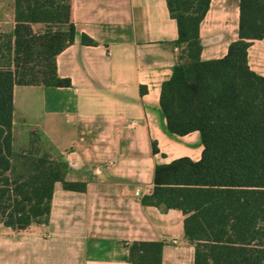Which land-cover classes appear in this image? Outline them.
Segmentation results:
<instances>
[{
  "label": "crops",
  "instance_id": "crops-1",
  "mask_svg": "<svg viewBox=\"0 0 264 264\" xmlns=\"http://www.w3.org/2000/svg\"><path fill=\"white\" fill-rule=\"evenodd\" d=\"M70 3L75 39L57 55V69L71 85L14 86V146L18 139L17 149L28 147L35 132L42 152L66 163L64 179L86 189L57 180L48 224H0V264H132L135 240L164 241L161 264H194L184 212L142 203L157 164L199 160L203 151L200 132H171L160 105L162 82L180 58L177 21L167 0ZM239 21L240 0L210 1L200 24L203 59L227 54ZM16 23V0H0V32ZM31 24L42 27L33 17ZM84 33L97 44L83 43ZM248 63L264 75V38L251 40Z\"/></svg>",
  "mask_w": 264,
  "mask_h": 264
},
{
  "label": "trees",
  "instance_id": "trees-1",
  "mask_svg": "<svg viewBox=\"0 0 264 264\" xmlns=\"http://www.w3.org/2000/svg\"><path fill=\"white\" fill-rule=\"evenodd\" d=\"M210 1L167 0L181 53L160 96L168 129L199 131L202 156L157 164L142 203L184 212L194 264H264V75L248 63L251 40L264 38V0H240L239 38L223 57L203 59L200 24ZM16 19L13 32H0V224L21 231L48 224L57 180L81 191L86 183L64 179L66 163L42 152L35 132L28 147L14 146V86L71 85L57 69V55L75 39L70 0H33L29 9L16 0ZM82 42L97 44L85 33ZM163 245L130 242V262L161 264Z\"/></svg>",
  "mask_w": 264,
  "mask_h": 264
},
{
  "label": "rangeland",
  "instance_id": "rangeland-1",
  "mask_svg": "<svg viewBox=\"0 0 264 264\" xmlns=\"http://www.w3.org/2000/svg\"><path fill=\"white\" fill-rule=\"evenodd\" d=\"M59 1H63V0H59ZM32 2L33 0H25V3L27 5V7H31L32 6ZM35 135V134H34ZM32 133L30 134V138L32 137ZM67 143L70 142V140L66 141ZM22 145V143L17 139V141L15 142V148H19ZM29 146V145H28Z\"/></svg>",
  "mask_w": 264,
  "mask_h": 264
},
{
  "label": "built area",
  "instance_id": "built-area-1",
  "mask_svg": "<svg viewBox=\"0 0 264 264\" xmlns=\"http://www.w3.org/2000/svg\"><path fill=\"white\" fill-rule=\"evenodd\" d=\"M136 194L137 195H141V192L138 190V191H136Z\"/></svg>",
  "mask_w": 264,
  "mask_h": 264
}]
</instances>
